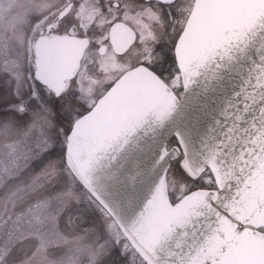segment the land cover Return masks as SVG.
I'll use <instances>...</instances> for the list:
<instances>
[{
    "label": "snow or ice",
    "instance_id": "6c2138e0",
    "mask_svg": "<svg viewBox=\"0 0 264 264\" xmlns=\"http://www.w3.org/2000/svg\"><path fill=\"white\" fill-rule=\"evenodd\" d=\"M14 2L0 264H264V0Z\"/></svg>",
    "mask_w": 264,
    "mask_h": 264
},
{
    "label": "rangeland",
    "instance_id": "374dc122",
    "mask_svg": "<svg viewBox=\"0 0 264 264\" xmlns=\"http://www.w3.org/2000/svg\"><path fill=\"white\" fill-rule=\"evenodd\" d=\"M16 12L17 5L14 0H0V16L11 19L16 15ZM73 247L80 252L79 257L74 260V264H88V259L94 249L91 246H86V241L74 244ZM33 264H49V261L41 254L33 257Z\"/></svg>",
    "mask_w": 264,
    "mask_h": 264
}]
</instances>
